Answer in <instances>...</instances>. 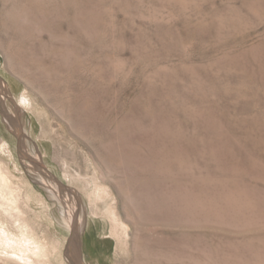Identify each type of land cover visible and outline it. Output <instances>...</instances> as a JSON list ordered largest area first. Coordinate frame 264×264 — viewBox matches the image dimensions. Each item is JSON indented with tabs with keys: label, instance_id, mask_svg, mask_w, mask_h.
<instances>
[{
	"label": "rangeland",
	"instance_id": "obj_1",
	"mask_svg": "<svg viewBox=\"0 0 264 264\" xmlns=\"http://www.w3.org/2000/svg\"><path fill=\"white\" fill-rule=\"evenodd\" d=\"M0 81L41 264H264V0H0Z\"/></svg>",
	"mask_w": 264,
	"mask_h": 264
},
{
	"label": "bare ground",
	"instance_id": "obj_2",
	"mask_svg": "<svg viewBox=\"0 0 264 264\" xmlns=\"http://www.w3.org/2000/svg\"><path fill=\"white\" fill-rule=\"evenodd\" d=\"M197 2V1H196ZM176 4V3H175ZM183 4V3H182ZM206 4V3H205ZM193 5V4H192ZM168 6V5H167ZM213 7V6H212ZM185 8V7H184ZM219 11V10H218ZM254 11V10H253ZM255 26V25H254ZM242 29V28H241ZM192 32V31H191ZM201 32V31H200ZM172 33V32H171ZM244 34V33H243ZM71 35V34H70ZM82 36V35H81ZM163 36V35H162ZM58 38V37H57ZM67 39V38H66ZM171 39V38H170ZM193 39V38H192ZM56 40V39H55ZM179 41V40H178ZM180 43V42H179ZM147 51V50H146ZM249 52V51H248ZM250 53V52H249ZM228 54V53H227ZM241 54V53H240ZM245 54V53H244ZM254 55V54H253ZM231 59V58H230ZM164 69V68H163ZM245 71V70H244ZM259 72V71H258ZM251 79V78H250ZM1 82V81H0ZM201 82V81H200ZM211 83V82H210ZM1 89V87H0ZM6 90V89H5ZM0 94H3L0 93ZM7 97V96H6ZM3 98V97H2ZM5 99V98H4ZM1 101V100H0ZM16 104V103H15ZM162 108V107H161ZM17 111V110H16ZM19 112V111H18ZM18 112L15 114L18 115ZM184 113V112H183ZM11 114V113H10ZM6 113L7 121H13L15 114ZM153 114V113H152ZM170 114V113H169ZM22 115V114H21ZM20 115V116H21ZM25 115V114H24ZM170 116V115H169ZM175 116V115H174ZM19 117V116H18ZM15 120V119H14ZM19 121V120H18ZM6 122V121H5ZM8 122V123H9ZM16 123V122H14ZM18 124V123H17ZM12 126V125H11ZM18 126V125H17ZM15 127V126H14ZM19 128V127H17ZM179 129V127H178ZM11 130V129H10ZM182 130V129H181ZM211 130V129H210ZM215 130V128H214ZM18 132V131H17ZM180 132V131H179ZM14 133V132H13ZM199 134V133H197ZM17 135V134H16ZM22 135V134H21ZM1 136V131H0ZM184 137V136H183ZM187 138V137H186ZM182 139V138H181ZM191 139V138H190ZM237 141V140H236ZM3 142V141H2ZM189 144V143H188ZM190 146V145H189ZM165 148V145H163ZM162 147V148H163ZM26 151V150H25ZM9 150L6 146L0 147V259L14 261L18 264H41L40 259H46L48 254V246L46 238L39 235L35 226H40L39 219L43 218L44 210H41V204L46 203L45 198L39 194L33 186L28 184L27 178L19 176L12 170V163L8 160ZM139 156V155H138ZM142 157V156H141ZM42 158V157H41ZM140 158V157H139ZM24 159V156H23ZM165 159V158H164ZM235 159V158H234ZM256 160V159H255ZM28 168L40 178L41 183L50 190L51 197L58 203L63 200L73 201L70 210L66 211V216L70 225L77 222L78 206L75 197H71L67 188H63L57 183L55 177L49 171L43 168L40 158L26 153L25 160ZM43 162V161H42ZM169 163V162H168ZM25 164V165H26ZM44 164V163H43ZM171 165V164H170ZM252 165V164H251ZM241 168V167H240ZM139 169V168H137ZM143 169V168H142ZM257 169V168H256ZM100 170V168H99ZM141 171V170H140ZM138 172V171H137ZM163 173V172H162ZM160 174V173H159ZM258 175V174H257ZM239 176V175H238ZM260 177V176H259ZM258 177V178H259ZM163 178V177H162ZM103 179V178H102ZM241 179V178H240ZM150 180V179H148ZM258 180V179H257ZM227 181V180H225ZM234 182V181H233ZM226 183V182H225ZM256 183V182H255ZM97 184V183H96ZM97 185V193L99 195L105 191L99 189ZM69 189V188H68ZM95 191V192H96ZM73 192V191H72ZM127 194V193H126ZM142 194V193H139ZM169 194V193H168ZM73 195V194H72ZM144 195V194H143ZM97 196V195H96ZM126 197V196H125ZM163 197V196H162ZM160 196V198H162ZM100 198V197H99ZM98 198V200H99ZM142 198V195H141ZM152 198V197H150ZM155 198V197H154ZM159 198V199H160ZM149 199V197L147 198ZM146 199V200H147ZM158 199V198H157ZM158 199V201H159ZM165 198L161 200L164 201ZM151 200V199H150ZM156 200V199H155ZM179 200V199H178ZM177 200V201H178ZM153 202V199L151 200ZM157 201V200H156ZM168 201V199H167ZM169 201H171L169 199ZM168 201V202H169ZM150 203V201H148ZM146 202V203H148ZM172 202V201H171ZM174 202V200H173ZM131 203V202H130ZM143 204V202H142ZM152 204V203H150ZM154 204V202H153ZM156 204V202H155ZM154 204V205H155ZM162 204V203H161ZM167 204V203H166ZM170 204V203H169ZM174 204V203H173ZM177 204V203H175ZM179 204V203H178ZM168 205V204H167ZM172 204H170L171 206ZM64 206V205H63ZM66 206V205H65ZM148 206V205H147ZM150 206V205H149ZM153 206V205H152ZM159 206V205H158ZM169 206V205H168ZM167 206V207H168ZM180 206V205H179ZM89 207V206H88ZM92 207V205H91ZM160 207V206H159ZM159 207H157L159 209ZM174 207V206H173ZM136 208V207H135ZM150 208V207H149ZM156 208V207H155ZM171 208V207H170ZM67 209V208H66ZM69 209V208H68ZM154 209V206H153ZM157 209V211H158ZM180 209V208H179ZM183 209V208H182ZM60 210V209H59ZM58 210V212H59ZM83 210V209H82ZM169 210V209H168ZM184 210V209H183ZM65 211V210H64ZM93 211V210H92ZM160 211V210H159ZM158 211L159 214L160 212ZM166 211V210H165ZM164 211V212H165ZM149 212H151L149 210ZM156 212V209L154 213ZM163 212V209L161 210ZM170 212V211H169ZM180 212V211H178ZM94 214L95 210L93 211ZM114 213V211L112 212ZM153 213V214H154ZM172 213V211H171ZM176 212L173 211V215ZM148 214V213H147ZM152 214V213H151ZM162 214V213H161ZM166 214V212H165ZM149 215V214H148ZM167 215V214H166ZM177 215L180 216L178 213ZM184 215V214H182ZM118 216V215H117ZM116 214L113 216L114 223L118 222ZM152 216V215H151ZM83 217V216H82ZM81 217V219H82ZM172 217V215H171ZM177 217V216H176ZM182 217V216H181ZM178 218V217H177ZM109 219V218H108ZM79 220V218H78ZM121 220L119 221V223ZM68 223V224H69ZM81 223V222H80ZM118 223V224H119ZM35 224V225H34ZM79 224V223H78ZM62 225V224H61ZM81 225V224H79ZM78 225V227H79ZM121 225V224H120ZM119 225V226H120ZM77 226V225H76ZM84 226V225H83ZM115 226V225H114ZM117 226V227H119ZM123 226V225H122ZM81 227V226H80ZM116 227V226H115ZM70 228V227H69ZM83 228V227H81ZM80 228V229H81ZM114 228V227H113ZM128 228V227H127ZM72 229V228H71ZM120 229V227L118 228ZM83 229H81L82 231ZM116 230V229H115ZM127 230V229H126ZM125 230V231H126ZM121 232V230H120ZM127 232V231H126ZM115 233V232H114ZM125 233V232H124ZM120 234V233H118ZM129 234V233H128ZM117 235V234H116ZM120 236V235H119ZM75 241V240H74ZM80 243V242H79ZM80 246V245H79ZM80 249V248H79ZM76 250V249H75ZM77 252V251H76ZM79 253V252H78ZM81 253V252H80ZM76 256V255H75ZM164 256V255H163ZM78 257V256H77ZM38 259V261L36 260ZM50 260V259H49ZM77 260V259H76ZM47 261V260H46ZM80 261V260H79ZM50 262V261H49ZM47 263V262H45ZM44 263V264H45Z\"/></svg>",
	"mask_w": 264,
	"mask_h": 264
}]
</instances>
